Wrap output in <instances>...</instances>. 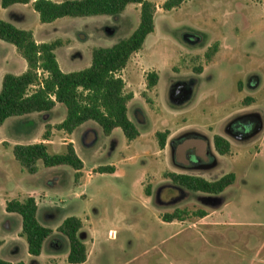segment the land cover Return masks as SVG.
I'll use <instances>...</instances> for the list:
<instances>
[{"label": "rangeland", "instance_id": "1", "mask_svg": "<svg viewBox=\"0 0 264 264\" xmlns=\"http://www.w3.org/2000/svg\"><path fill=\"white\" fill-rule=\"evenodd\" d=\"M150 1L157 5L155 31L120 73L126 91L134 94L128 115L140 135L129 142L116 128L106 136L96 122L100 131L78 130L75 139L84 168L77 183L69 165L46 167L40 162L36 174L24 171L14 145L1 142V137L19 141L26 129L42 137L50 125L46 120L40 128L46 115H32L30 124L25 115L8 118L0 125V217L6 218L7 199L36 193L39 201L45 199L37 218L53 229L48 240L61 241V253L70 245L58 226L71 215L82 219L92 252L89 264H264V0H186L170 11L163 9L166 0ZM1 19L47 41L59 39L65 47L81 44L80 64L65 66L67 72L88 67L94 47L129 37L140 23V5L129 4L118 16L42 23L33 5L4 9L0 0ZM214 45L218 51L209 60L206 53ZM150 72L159 74L152 89L147 87ZM66 112L60 103L51 121L64 120ZM51 130L50 153H64L63 131ZM165 130L176 140L167 139L161 149L156 133ZM216 134L231 142L230 155L217 153ZM101 165H114L115 171L95 172ZM167 171L207 179L234 172L236 181L211 195L175 186L165 177ZM45 208L52 209L50 218ZM176 209L191 214L165 223L162 216ZM199 209L208 212V225L197 223L200 218L192 212ZM10 214L16 235L22 232V217Z\"/></svg>", "mask_w": 264, "mask_h": 264}, {"label": "trees", "instance_id": "2", "mask_svg": "<svg viewBox=\"0 0 264 264\" xmlns=\"http://www.w3.org/2000/svg\"><path fill=\"white\" fill-rule=\"evenodd\" d=\"M186 0H166L163 9L170 11L181 6ZM39 13L42 23H52L63 17H90L96 15L118 16L132 3L140 5V23L127 38L109 47H94L91 64L81 70L65 72L61 69L56 56V49L62 46L57 39L52 42H37L31 30L23 29L7 20H0V39L16 46L19 54L25 58L28 67L22 74L6 73L0 91V125L13 116L35 112L51 111L58 103L66 106V118L55 126L48 125L44 139H49L51 128L71 134L87 121L96 122L106 136L114 129L121 128L129 142L134 141L140 132L129 118L128 103L134 98L132 92L126 91V82L121 71L127 66L132 56L139 52L151 33L155 31V14L157 5L150 0H2V7L31 3ZM218 51L214 45L206 53L212 60ZM198 73L203 67L197 68ZM159 82V74L150 72L147 75V87L152 89ZM253 101V98H248ZM169 130L158 131V143L165 148ZM214 147L220 155L231 154V142L223 135L214 136ZM15 159L21 168L35 174L40 165L55 167L69 165L76 171L77 183L83 177L84 161L78 155L73 142L66 144L64 153H50L44 141L31 144H16L13 147ZM114 165H101L95 172H114ZM165 177L183 189L218 195L236 181V174L229 172L216 179H207L202 175L165 172ZM150 187V186H149ZM150 194V189L146 190ZM37 202L34 196L23 199L13 198L6 202L8 212L18 213L22 217V236L28 243L31 255L42 252L44 241L53 233V229L40 223L37 218ZM197 217H204L208 212L199 209L192 212ZM187 209H176L165 213L162 219L166 222L182 221L189 217ZM83 221L72 215L63 220L58 231L68 237V262L84 263L88 258V247L80 235ZM0 264H13L0 258Z\"/></svg>", "mask_w": 264, "mask_h": 264}, {"label": "crops", "instance_id": "3", "mask_svg": "<svg viewBox=\"0 0 264 264\" xmlns=\"http://www.w3.org/2000/svg\"><path fill=\"white\" fill-rule=\"evenodd\" d=\"M26 5H32V2L28 3ZM11 6L4 8V9H9ZM54 22H52V23H54ZM32 32H33L34 37H35L37 42H52V41H47L46 39H44V37H38V35L34 31H32ZM5 42L3 40H1V42H0V47H5L4 48V54L2 57H0V88L1 89H2L3 77L6 73H13V74L19 75V74H22L23 72H25L27 70V67H28L27 61L25 60L24 57H22L19 54L16 46L14 45V48H11V47L7 46V44H4ZM80 47H82L81 44H73L72 46H68V47L67 46L65 47L63 45V46L56 49V51H55L56 56H57L58 62L60 64V67L63 71L65 70L64 69L65 66H67L69 68H76V66H78L80 64V59L78 57V55L80 54ZM58 50L61 51L60 54H62V56H63V61H62V59H60L61 55H58ZM64 56H65V59H64ZM64 60H65V62H64ZM10 61L12 62L11 64L9 63ZM3 64H6V65H3ZM7 68H12V69H7ZM9 70H11V71H9ZM72 71H73V69H72ZM67 72H70V71H67ZM59 104L60 103H58L51 111H48V112H35V113L26 114L25 116H27V118L24 121L26 122V124H30L32 122V120H28V118L32 117V115H38V116L46 115L47 117L44 118L45 121H43V122L39 121L40 122V128H43L45 126L46 120H47V124H50V125L58 124V123L62 122L63 120L60 122H56V121H51L50 118L53 115V111H55V109L57 107H59ZM128 111H129V105H128ZM42 113H44V114H42ZM89 129H94V130L98 129L99 130V128L95 122L87 121L84 124H82L80 127H78L76 130H74V132H72L71 134H68V133L63 131V135H64L63 140L65 142V146L67 143L73 142L75 149H76L78 155L80 156V154L78 152V148H77L75 135H76V132L78 130H81L83 133V131H88ZM52 135H54V131H52L51 136ZM19 136L21 138V139H19V141L15 140V141H13V143H11L6 137H1V142H3L4 144L16 145V144H31V143L44 141L48 144V146L53 143L51 136L49 139L46 140V139H44V135L42 137L35 136V135H33V133H31V131H28L27 129L25 131H23L22 133H20ZM174 137H175L174 134L171 133L168 137V142L173 141V143H174L176 140ZM26 193L35 197L36 202H37V206L39 209L40 206L42 205L43 201H45V199H43V197L40 196L41 201H39L38 197H36L37 196L36 193H32V192H26ZM19 199H23V198H19ZM7 200H9V199H7ZM7 200L5 201V208H6ZM38 209H37V211H38ZM51 211H52L51 208H45L44 209V213L48 216V218H50ZM10 213H14V212H8L7 211L6 214H5V212H4V214H2V215H6V218L3 221L0 217V233H1V235H0V258L1 259L10 261L13 264H73V263H69L67 260L69 250L65 253H61V251H60L61 247H62L61 241H59L58 239L56 241L55 240H48L49 237L43 243V248H42L41 254L38 256L31 255L28 251L27 240L24 236H22V233L19 231L18 234H16V235L14 234V232L12 230V222L14 220H13V218H11L12 214H10ZM199 218H200L199 221H197V223H199V225H208V222H207L208 221V215H206L204 217H199ZM165 223L171 224V223H177V221H172V222H166L165 221ZM111 232L114 236L115 232L114 231H111ZM80 235L88 247V258L84 263H80V264H89L92 260V252H91V249H89V245H88L89 241H88V239H86L88 236V233L85 231L84 223H83V227L80 231ZM69 249H70V247H69Z\"/></svg>", "mask_w": 264, "mask_h": 264}, {"label": "flooded vegetation", "instance_id": "4", "mask_svg": "<svg viewBox=\"0 0 264 264\" xmlns=\"http://www.w3.org/2000/svg\"><path fill=\"white\" fill-rule=\"evenodd\" d=\"M251 124H253V123H250V122H249V126H250V127H252V125H251Z\"/></svg>", "mask_w": 264, "mask_h": 264}]
</instances>
